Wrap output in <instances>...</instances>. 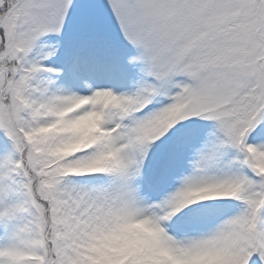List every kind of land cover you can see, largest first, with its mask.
Listing matches in <instances>:
<instances>
[{
    "label": "snow or ice",
    "instance_id": "1",
    "mask_svg": "<svg viewBox=\"0 0 264 264\" xmlns=\"http://www.w3.org/2000/svg\"><path fill=\"white\" fill-rule=\"evenodd\" d=\"M0 264H264V0H0Z\"/></svg>",
    "mask_w": 264,
    "mask_h": 264
}]
</instances>
